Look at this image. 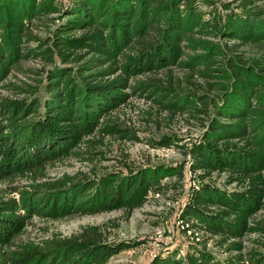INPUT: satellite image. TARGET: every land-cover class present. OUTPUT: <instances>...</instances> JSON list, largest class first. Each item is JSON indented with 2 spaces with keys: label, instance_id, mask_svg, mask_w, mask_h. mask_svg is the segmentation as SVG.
<instances>
[{
  "label": "trees",
  "instance_id": "16d2710c",
  "mask_svg": "<svg viewBox=\"0 0 264 264\" xmlns=\"http://www.w3.org/2000/svg\"><path fill=\"white\" fill-rule=\"evenodd\" d=\"M187 1L0 0V84L9 92H0V264H107L128 245L109 242L101 225L19 237L34 217L118 209L130 217L166 177L183 178V165L49 176L83 144L95 147L97 134L141 141L111 115L134 94L202 127L187 150L199 186L182 216L217 247L191 246L153 264H264V252L244 244L264 234L256 219L264 209V6L239 0L212 20ZM28 59L40 63L34 83L9 79ZM213 176L234 187H218Z\"/></svg>",
  "mask_w": 264,
  "mask_h": 264
},
{
  "label": "rangeland",
  "instance_id": "374dc122",
  "mask_svg": "<svg viewBox=\"0 0 264 264\" xmlns=\"http://www.w3.org/2000/svg\"><path fill=\"white\" fill-rule=\"evenodd\" d=\"M70 0H59L62 6ZM195 0H188L187 2ZM239 0H196L195 4L203 12L204 18L214 19L221 17L235 7ZM264 6V0H257ZM256 48V47H255ZM247 53H252V46L242 47ZM257 49V48H256ZM40 63L33 59L21 62L9 79L20 82L26 80L34 83L35 73ZM176 74H183L181 69H176ZM158 74L142 75L139 79L161 77ZM46 82L42 84L39 92L40 98L48 96L45 90ZM0 92H9L0 84ZM112 118L123 126L134 128L141 141L120 139L116 136L105 138L91 137L94 140L89 148L86 144L81 146L78 154L72 155L49 168V176L57 178L70 175L81 179L94 178L96 174L108 171H123L141 167H166L173 169L175 166H184V176L172 173L163 180L165 187L162 191H155L149 195L148 201L136 208L130 217L124 210L118 209L95 214H72L62 218L34 217L32 222L20 239L42 240L44 238L65 237L75 234L85 225H101L109 242H126L128 247L114 255L107 264H153L156 258H165L173 254H185L191 246H203L216 250V240L206 242L207 235L204 231L185 224L182 210L190 202L192 195L199 186L196 174L190 166V156L187 150L192 142L196 141L202 127L195 120L187 121L185 116H171L161 112L159 107L146 96L134 94L128 102L111 113ZM97 139H99L97 141ZM167 141L166 145L158 142ZM92 143V144H93ZM94 150V151H93ZM225 176H213L210 182L218 187L230 190L234 184L224 183ZM6 187V184H2ZM0 186V187H1ZM264 223V209L257 215ZM245 252L251 248H258L264 252V234L252 233L244 239ZM224 257L227 254L216 251Z\"/></svg>",
  "mask_w": 264,
  "mask_h": 264
}]
</instances>
